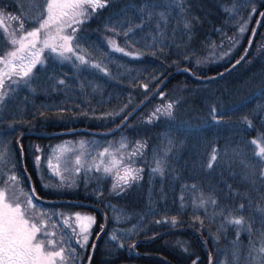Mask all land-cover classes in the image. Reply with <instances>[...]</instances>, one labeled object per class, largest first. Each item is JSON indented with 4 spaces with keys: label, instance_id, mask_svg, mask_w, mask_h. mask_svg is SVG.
Masks as SVG:
<instances>
[{
    "label": "trees",
    "instance_id": "16d2710c",
    "mask_svg": "<svg viewBox=\"0 0 264 264\" xmlns=\"http://www.w3.org/2000/svg\"><path fill=\"white\" fill-rule=\"evenodd\" d=\"M128 2L132 0H112L79 33L81 54L90 64L100 63L108 75L49 60L36 74L35 93L17 89L0 111V127L13 117L21 121L15 132L0 137V150L8 145L20 187L30 192L32 182L40 208L54 206L66 214L95 218L85 248L75 245L73 237L74 264H209L210 259L212 264H256L248 250L250 240L260 247L259 233L264 231V218L257 211L264 207V182L259 179L264 165L254 156L251 141L264 135V0H183V10L166 8L179 0H160L157 11L169 13L167 23L154 16L126 39L123 31L141 23L137 14L128 13L129 22L118 28L120 35L107 31L106 25L110 18L113 24L123 18L117 13ZM37 3L46 0H0L6 16L18 17L7 21L9 30L18 29L21 20L29 31L38 26ZM186 21L192 22L190 31L184 27ZM109 40L131 55L112 51ZM8 50L0 31V55ZM61 79L64 85L58 84ZM169 103L171 118L153 116ZM213 107L221 114L216 117L220 123L213 119ZM122 141L127 147L121 150ZM138 141L146 146L142 156L134 157L133 166L143 169V178L125 193H113V178L102 177L95 169L88 174L87 185L81 175L74 188L44 187L59 182L47 166L58 148L80 144L81 159L91 164L104 148L127 155ZM214 149L218 158L210 169ZM36 155L42 157L43 183ZM157 155L166 160L163 177L151 171ZM0 176L2 186L7 176ZM99 191L103 195L97 198ZM201 192L216 199L217 205L194 207ZM240 204L245 205L243 212ZM240 215L246 221L243 228L225 220ZM60 227L62 223L57 232ZM114 231L123 248L110 240Z\"/></svg>",
    "mask_w": 264,
    "mask_h": 264
},
{
    "label": "snow or ice",
    "instance_id": "6c2138e0",
    "mask_svg": "<svg viewBox=\"0 0 264 264\" xmlns=\"http://www.w3.org/2000/svg\"><path fill=\"white\" fill-rule=\"evenodd\" d=\"M112 0H46V3L35 4L38 14L35 17L34 23L38 26L27 30L24 21H20L18 29L9 30L10 25L8 20H17L18 17L8 14L5 15L3 10H0V31L6 39L9 50L3 55H0V111H3L11 93L17 89L24 87L35 93L33 82L36 79L37 72L41 68L47 66L49 60H58L61 63L70 62L76 68L91 67L108 75L107 69L102 67L100 63H91L86 59L82 48L79 46L82 26L90 19V17L100 10H105L110 7ZM179 7L184 8L183 0H179L175 5L169 4L166 8ZM162 7L160 0H132L120 9L117 13L116 23L106 25V30L120 35L119 29H123L125 23H128L127 16L129 12L137 14L141 20L140 24L130 26L127 31H123L124 37L127 39L130 34H134L135 30H143L144 24L151 21L154 16L167 23L169 13L166 10L157 11ZM255 11V9H253ZM264 16V13H261ZM146 17V20H145ZM191 21H186L184 27L191 30ZM159 23L157 28H159ZM244 26H241L240 31L243 32ZM163 34L161 33V36ZM153 47H156V38H153ZM112 51L123 53L125 56L131 53L125 51L114 40L108 41ZM162 51V49H161ZM155 54V53H154ZM228 53L225 52L224 55ZM139 58V57H134ZM243 59V57L241 58ZM241 61H236L239 64ZM235 67V65L233 66ZM63 79L58 81L59 85H64ZM144 87H147L146 85ZM213 119L216 123H220L216 117L221 114L218 110L212 108ZM43 115V113H41ZM86 115V113H85ZM173 116V104L169 103L163 108H157L153 116ZM222 118V116H221ZM127 119V117H125ZM3 120V117H0ZM151 120V118H150ZM245 122L249 127L252 122ZM21 121L13 117L7 122L6 127H0V137H5L16 131V126ZM171 143V142H170ZM255 145L256 151L254 156L258 163L264 165V135L258 139L251 141ZM145 144L137 142L135 149L125 155L122 151L113 153L109 148H104L99 152L97 157L93 158L91 164L86 163L77 155L73 162L64 155L63 148L58 149V153L54 152L56 163L53 164V158L48 160V168L52 170V175L59 178L57 184L44 183L45 188H74L77 185V179L83 175L85 184L89 182L91 177L88 175L95 169V173L102 174V177H112L113 184L111 191L117 195L127 192L130 188L138 184L142 180V168H136L134 157L142 156ZM127 145L122 141L120 149H125ZM41 149L36 148L39 153ZM170 151V149H169ZM211 161L208 163V168H213L217 161L216 150ZM238 154V153H237ZM167 156V152L164 154ZM155 167L152 168V173H158L161 177L165 175L166 160L159 155L155 156ZM63 161V163H62ZM10 166V167H9ZM35 166L38 173H41V181L44 177L42 174L43 161L40 155L35 156ZM16 160L7 144L3 145L0 150V173L7 176L2 180L0 186V264H74L77 256V249L73 246L74 243L81 249L89 244L92 225L95 223V218L89 215H82L79 212L66 214L63 211L52 209L44 210L40 208L36 201L39 197L35 195V189L30 192H24L20 187V177L15 173ZM98 176L99 178H102ZM2 179V176H0ZM259 179L264 182V167L260 169ZM192 189H196V185H192ZM228 190L231 192L232 186L228 185ZM103 195L102 191L97 193V198ZM181 201L184 197H180ZM208 203L217 205V200L212 197L201 195L197 200H193L194 207H201ZM183 207V204H181ZM244 204L239 205V211L243 212ZM257 211L264 218V207H258ZM220 215L223 216V211ZM228 224L235 225L238 228L245 226V217L231 216L225 217ZM63 224L57 232L59 224ZM160 223V221H157ZM172 223L175 224V217L172 218ZM51 225V227H50ZM135 227V226H134ZM264 227V225H262ZM71 230L69 233L68 230ZM104 231V226H101V232ZM131 231V230H129ZM247 231L249 235H253V224L248 222ZM237 232V239L239 238ZM261 236L260 247L256 248L255 243L250 240L252 247L248 250L250 260L256 264H264V231L259 233ZM110 240L117 242L119 248H123L124 244L119 243L120 236L117 232L110 234ZM96 244H92L93 250ZM238 252V250H237ZM234 252V255L237 254ZM92 257L89 256V261ZM193 264H196L194 261ZM209 264H212L211 259Z\"/></svg>",
    "mask_w": 264,
    "mask_h": 264
},
{
    "label": "rangeland",
    "instance_id": "374dc122",
    "mask_svg": "<svg viewBox=\"0 0 264 264\" xmlns=\"http://www.w3.org/2000/svg\"><path fill=\"white\" fill-rule=\"evenodd\" d=\"M80 146H81L80 144H77V145H70V146L63 147V149L65 150L64 155L66 157H68L70 160L72 159L74 161H75V158L77 155L81 156V158H82V155L78 152L80 150ZM58 149H60V148H58ZM58 149H56L52 152L51 158H53V164L56 163V160L54 159V152L58 153ZM62 163H63V161H62Z\"/></svg>",
    "mask_w": 264,
    "mask_h": 264
},
{
    "label": "bare ground",
    "instance_id": "6f19581e",
    "mask_svg": "<svg viewBox=\"0 0 264 264\" xmlns=\"http://www.w3.org/2000/svg\"><path fill=\"white\" fill-rule=\"evenodd\" d=\"M258 23H256V26H257ZM255 26V27H256ZM255 31V29H254ZM254 31L252 32V36L254 35ZM251 44V43H250ZM250 44L248 45V48L250 47ZM186 70L185 69H180L178 72H185Z\"/></svg>",
    "mask_w": 264,
    "mask_h": 264
},
{
    "label": "water",
    "instance_id": "95a60500",
    "mask_svg": "<svg viewBox=\"0 0 264 264\" xmlns=\"http://www.w3.org/2000/svg\"><path fill=\"white\" fill-rule=\"evenodd\" d=\"M30 189H33V187H32V183L30 182ZM92 253V252H91Z\"/></svg>",
    "mask_w": 264,
    "mask_h": 264
}]
</instances>
